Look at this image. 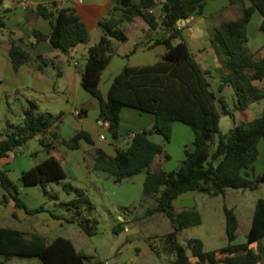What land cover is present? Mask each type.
Returning a JSON list of instances; mask_svg holds the SVG:
<instances>
[{"label":"trees","instance_id":"1","mask_svg":"<svg viewBox=\"0 0 264 264\" xmlns=\"http://www.w3.org/2000/svg\"><path fill=\"white\" fill-rule=\"evenodd\" d=\"M249 1L250 5L242 7L240 16L223 20L214 26L211 34V44L220 61L217 68L222 80L219 91L232 86L237 97L235 109L246 115L252 103L264 99V48L253 51L249 45L248 32L256 11L263 16L260 29L264 32V0ZM206 2L114 0L110 15L99 21L102 33L99 40L89 46L82 85L97 98L100 117L108 122L115 142L122 139L120 124L124 107L135 108L141 113H153L156 119L152 127L130 135L125 146L117 145L115 155L95 148L93 167L113 175L119 181L145 172L143 193L157 199V204L147 212H161L171 220L173 229L164 236L163 245L174 254L175 264H258L264 257V198H259L256 203L244 243H236L239 220L235 208L227 205V246L207 250L200 238H190L187 245L178 240L180 230L202 223V216L197 209L174 206V201L182 193L198 190L218 196L225 195L228 188L256 190L264 183V169L256 176L251 173L260 155L259 143L264 141V108L260 115L245 119L223 133L220 128L221 116H233L234 110L224 95L212 90V70L196 58L179 24L181 19L203 15ZM237 2L239 0H230L231 4ZM36 11L49 19L52 25L50 33L34 31L38 40H50L54 47L64 52H70L80 44L90 43L91 32L75 7H60L54 1L38 4ZM137 18L145 20L151 30L163 27L167 33L151 42H138L131 53L141 46L153 48L158 44H164L166 52L153 64L125 65L115 76L107 97H104L100 78L115 54L114 40H128L124 25ZM11 42L10 55L16 70L33 62L38 63L39 69L49 65V58L31 54L16 40ZM86 113V109H80V114ZM63 115L61 112L54 117L51 112L40 111L37 101L28 100L23 121L9 123V129L0 140V158L8 156L12 150L26 145L38 135L43 149L50 153L49 157L23 172L24 185H40L47 190L50 182H61L68 177L61 160L51 154L57 145L79 149L82 140L94 143L90 132L84 129L78 130L71 138H64L54 130ZM174 122H182L192 128L196 148L186 147L185 157L179 167L168 171L164 167L165 159L170 158L166 143L171 140ZM155 133L164 137L163 143L151 139ZM217 133L219 139L215 143ZM0 181V186L14 200L16 207L24 208L28 214L45 210L44 205L29 208L18 196V184L5 170H0ZM64 188L76 192L74 198L63 202L69 209L79 215L84 210L90 213L95 209V204L83 188L75 187L69 181L64 184ZM52 195L58 197L56 193ZM8 199L6 195L2 201L8 202ZM66 219L78 222L88 235L96 232L98 221L92 217ZM152 248L160 252L153 245ZM15 256H37L41 264H86L85 259L89 257L68 237L50 238L35 232L0 226V257L3 258L0 264H5Z\"/></svg>","mask_w":264,"mask_h":264},{"label":"rangeland","instance_id":"2","mask_svg":"<svg viewBox=\"0 0 264 264\" xmlns=\"http://www.w3.org/2000/svg\"><path fill=\"white\" fill-rule=\"evenodd\" d=\"M88 1V0H86ZM236 7V6H235ZM234 10V8L232 9ZM241 12H216L214 14L198 16L190 26H185L184 36L191 42V50L199 59L196 43L189 37L190 30L193 29L195 36H207L211 42V34L214 26L219 25L223 20L235 19ZM260 14V13H259ZM191 28V29H190ZM102 31H93L92 40L88 44L96 43ZM250 45L252 49L264 48V32L260 29L258 15H254L249 26ZM82 45L83 46H86ZM88 52L81 50L78 58L82 65L85 64ZM86 55V56H85ZM57 68L52 64L46 66L43 70L45 76H52L56 73ZM217 88L216 80L213 82ZM264 85V83H262ZM218 91V89H217ZM28 100H35L40 105V111L49 110L54 117L65 112L68 117L74 118L73 104L69 98L53 97L49 93H41L33 91L26 87L22 91H14L8 93L0 101V132L5 134L9 129V123H21L24 119V111L28 107ZM229 100L236 102V96L229 95ZM264 108V99L254 102L250 105L248 115L243 111L233 108L234 115L222 114L220 120V128L223 133H227L237 123H241L245 119H250L261 114ZM246 115V116H245ZM248 117V118H247ZM179 126H184L193 133L192 128L182 122H175ZM188 132V131H187ZM194 134V133H193ZM110 138L114 141L112 135ZM151 139L157 143H163L164 137L155 133L151 135ZM219 134L215 135V143L218 142ZM122 141V140H121ZM115 142V141H114ZM263 142L260 145V155L255 162L256 170L262 171L264 168V147ZM192 142L187 141L186 132L181 129L173 130L171 140L166 143V150L170 154L169 159H165L164 167L166 170H175L181 164L184 157L186 147H190ZM23 152L35 156H42L43 149L40 140L31 139L26 145L22 146ZM215 148V144L213 149ZM67 150L65 155L66 168L70 175L63 182H50L45 190L40 185L24 187L23 181L15 179L16 183L23 186L22 194L26 197L30 195L35 202L45 201L47 213L52 217L59 218H75L89 216L98 221L96 232L88 235L78 222H68L59 224L49 232L47 236L50 238L58 235H64L72 239L79 250L85 252L89 257L85 259L86 264H172L175 259L174 254L168 252L164 248V236L173 229V224L169 217L164 213L148 214V209L157 204L155 196H146L143 193V182L136 177L123 181L115 179L102 178L95 171L87 168L90 158L85 156V152L80 149H62ZM164 156V155H162ZM37 157H33L31 162ZM81 166L76 170L75 166ZM141 176L145 172L140 173ZM66 181L71 182L75 187L83 188L89 195L95 209L92 212L84 210L79 215L73 209H69L63 202L68 201L76 196L75 191H67L64 188ZM65 182V183H64ZM35 186V188H34ZM53 193L58 195L53 197ZM5 191L0 187V199L4 200ZM34 195V196H33ZM8 202L0 201V224L1 225H19L18 219L13 217L14 207L11 198L7 195ZM259 198H264V183L256 190L228 188V192L218 196H211L207 193L190 190L181 194L175 201L174 206L177 208L187 206L197 209L202 216V223L182 229L178 232V240L181 244L187 245L192 237L203 240L205 249L212 250L223 248L228 245L226 229L225 206L234 207L239 220L238 236L236 243H244L247 241V234L251 227L254 208ZM123 205V206H121ZM128 210L130 220L122 221L120 214L122 210ZM39 214L31 215L29 218H38ZM43 215V214H42ZM60 215V216H59ZM26 223V222H25ZM120 225L122 228H119ZM128 226L129 230L124 231V227ZM117 229V231L115 230ZM264 243V241H263ZM152 245L157 247L160 252L155 251ZM0 260H3L0 257ZM5 264H41V259L37 256H15ZM264 264V257H263Z\"/></svg>","mask_w":264,"mask_h":264},{"label":"crops","instance_id":"3","mask_svg":"<svg viewBox=\"0 0 264 264\" xmlns=\"http://www.w3.org/2000/svg\"><path fill=\"white\" fill-rule=\"evenodd\" d=\"M54 1L57 2L60 7H75L77 9L91 32V40L93 37L92 32H97L100 29L99 21L109 16L114 7V0H2L0 3V22L3 23V25L0 26V101H2L4 97H7L8 93L22 91L25 90L26 87L33 89V91L36 92L49 93L53 97L65 96L67 97V100L69 98V102L71 100L73 104L74 118H71L70 116L68 117V115L63 112L64 115L62 120L56 123L53 129L64 138H71L80 129L90 132L94 143L92 144L85 140L81 141V148L84 150L85 156L90 158L87 168L95 171L97 175L102 178L104 177L109 180L115 179L116 181H119L116 177L107 172L94 169V149L101 148L108 154L115 155L117 145L125 146L128 138L134 132L152 127L155 123L156 116L150 112L141 113L135 108L124 107L121 112L120 124L122 141L114 142L110 138L111 133L109 130V124L100 117V107L97 98L90 94L82 85V73L84 71L85 64L82 65L81 60L77 56L81 50L88 52V44L83 47L82 45L85 44H80L72 51L64 52L61 49L54 47L50 40H38L34 33L35 30H40L44 33L51 32L52 25L50 20L40 16L36 11V6L40 3H51ZM249 5V0H239V2L234 4H231L230 0H207L203 15L214 14L216 12H241L243 6ZM233 8L234 10H232ZM259 13V11H256L254 15H258V21L259 24H261L263 16L261 13ZM197 18L198 17L193 15L187 18L185 21H180L179 24L184 29L185 26H190L193 24ZM124 29L128 34V40L124 42L114 40L116 49L115 54L101 74L100 88L104 97H107L115 76L121 72L125 65L141 66L153 64L166 52V46L164 44H158L153 48L141 46L134 53H131L138 42L142 40L151 42V40H156L163 37L167 33L163 27H160L157 30H151L145 20L142 18H137L134 22L125 24ZM189 37L194 43H196L199 56L198 60L204 66L212 70V75L210 77L212 90H214L218 95H224L230 108L233 109L237 100L234 105H232L233 102L229 100V95L236 96L235 91L232 86H226L222 92L219 91V86L222 83V80L217 68L220 66V61L218 59L217 52L212 46L209 38H207V36H195L193 29L190 30ZM12 40H16L21 46L29 50L33 55H43L44 57L49 58L51 60L49 64H52L53 67L57 68L56 73L52 76H45L43 74L44 69H39L37 62L24 64L16 70L10 55ZM186 40L191 47V42L188 41V39ZM252 50L256 51L254 49ZM214 80H216L217 88L214 87ZM85 105H88L89 108H86ZM81 108L86 109L87 113H76V111L80 112ZM46 111L49 112V110ZM174 129L177 131L178 129L183 130L186 132L187 141H194V132H189V129L185 128L184 126H179L175 122L173 123V130ZM102 134L105 135V138H101ZM3 137L4 134L0 132V140ZM34 138L39 139L40 136L38 135ZM261 143L262 141L259 143V148ZM262 145L264 147V142ZM65 148L69 149L65 146L57 145L52 150L51 154L55 155L61 160L67 174L70 175V172L66 168L67 159L65 158V155L62 154V152L67 153V150H62ZM22 152L23 147L21 146L12 150L8 156L0 158V170H5L13 180H22V174L25 170L30 169L50 156V153H47L46 151L42 156H35L36 153L28 155L27 153ZM33 157L37 158L31 162ZM74 168L79 170V168L81 169V166L77 165ZM262 171L258 172L256 170V166L254 165V170H252L251 173L253 176H256ZM134 177H136V175L130 178ZM137 177H142L139 179L142 180L144 184L146 174L141 176L139 173ZM17 184L19 186L18 196L26 202L29 208L34 209L44 205L45 210L36 213L39 214L38 218L31 219L29 218V214L25 211V209L16 207L14 200L11 199V203L14 207V211L12 212L13 217L18 219L20 224L11 226L0 224V226L13 227L28 233L35 232L47 236L53 227H56L59 224H64L66 221H68L64 218H59L58 215L52 219V215L50 216L46 212V202L42 201L40 203L38 200L35 202V199L30 195H27L26 197L22 196V191H24L22 190L23 186H20L19 182ZM28 186L33 185H24L25 188ZM4 191L5 198L8 193L5 189ZM20 193L22 195H20ZM0 201H2V199H0ZM122 211L124 213L120 214L121 220L129 221V212L127 213L126 210ZM254 248L257 249V246H254ZM172 264H175L174 260ZM206 264L210 263L208 262ZM258 264H263V261L259 262Z\"/></svg>","mask_w":264,"mask_h":264},{"label":"water","instance_id":"4","mask_svg":"<svg viewBox=\"0 0 264 264\" xmlns=\"http://www.w3.org/2000/svg\"><path fill=\"white\" fill-rule=\"evenodd\" d=\"M186 19H181L180 21H185ZM85 107L86 108H89V106L88 105H85ZM190 147L192 148V149H195L196 148V144L194 143V142H192L191 144H190Z\"/></svg>","mask_w":264,"mask_h":264},{"label":"built area","instance_id":"5","mask_svg":"<svg viewBox=\"0 0 264 264\" xmlns=\"http://www.w3.org/2000/svg\"><path fill=\"white\" fill-rule=\"evenodd\" d=\"M76 113L79 114L80 112H79V111H76ZM101 138H105V135L102 134V135H101ZM0 182H1V181H0ZM128 230H129L128 226H125V231H128Z\"/></svg>","mask_w":264,"mask_h":264}]
</instances>
